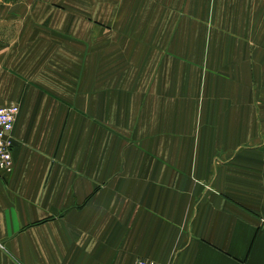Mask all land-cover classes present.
<instances>
[{
  "label": "crops",
  "instance_id": "obj_1",
  "mask_svg": "<svg viewBox=\"0 0 264 264\" xmlns=\"http://www.w3.org/2000/svg\"><path fill=\"white\" fill-rule=\"evenodd\" d=\"M195 1L212 37L154 32L148 63L178 61L146 72L157 86L109 81L76 17L68 38L23 32L0 80V106L20 104L0 264H264V0Z\"/></svg>",
  "mask_w": 264,
  "mask_h": 264
},
{
  "label": "rangeland",
  "instance_id": "obj_2",
  "mask_svg": "<svg viewBox=\"0 0 264 264\" xmlns=\"http://www.w3.org/2000/svg\"><path fill=\"white\" fill-rule=\"evenodd\" d=\"M193 2L196 1L0 0V80L12 72L13 63L26 62V55L22 57L16 51L20 37H24L23 32L29 33L28 36H36V39H40L43 32L68 38L67 35L60 33L62 30L58 24L68 23L67 17H76L77 21L92 26L91 32L76 29L77 39L83 38L85 33L86 37L91 38L89 46L80 45L78 48L89 49L92 54L104 53L108 64L109 81L120 83L119 85L123 82V85L130 86L138 83L145 87L154 84L157 86L159 78L153 74L146 75V72L155 71V75H158L157 72L163 66H167L166 69H169V66L170 69H176L178 61L169 64L163 62L162 58L161 61L148 63L147 56L151 49L154 50L151 44L154 32L156 37H163L166 34L171 43H174L176 38L192 39L193 42L198 34H201V38L208 44L212 37L213 30L209 18L204 21L203 29L190 28L197 24V16L189 10ZM153 24L156 27L155 31L151 28ZM21 26L26 30H19ZM161 46L156 45L157 53H163L169 48L168 44L166 49L163 48L161 51ZM174 47L170 46L171 53ZM258 51L259 48H256L253 52ZM194 79L188 77L187 85L192 86ZM167 80L172 83L177 79L172 77ZM188 89L191 90L190 87ZM195 100L203 103L212 101V98L210 94L207 96L199 90ZM18 102L11 104L17 105L20 112Z\"/></svg>",
  "mask_w": 264,
  "mask_h": 264
},
{
  "label": "built area",
  "instance_id": "obj_3",
  "mask_svg": "<svg viewBox=\"0 0 264 264\" xmlns=\"http://www.w3.org/2000/svg\"><path fill=\"white\" fill-rule=\"evenodd\" d=\"M19 114V107L15 104L0 106V171L10 173L13 168V141L12 133L16 119ZM264 229V219L261 221ZM134 264H160L151 260L138 259Z\"/></svg>",
  "mask_w": 264,
  "mask_h": 264
}]
</instances>
